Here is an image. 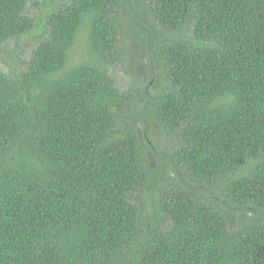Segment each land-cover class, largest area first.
Returning <instances> with one entry per match:
<instances>
[{
  "label": "trees",
  "instance_id": "obj_1",
  "mask_svg": "<svg viewBox=\"0 0 264 264\" xmlns=\"http://www.w3.org/2000/svg\"><path fill=\"white\" fill-rule=\"evenodd\" d=\"M58 1L26 69L0 70V264H264V0H141L166 80L141 125L176 139L146 230L135 194L160 171L110 73L125 0ZM30 2L0 0V49Z\"/></svg>",
  "mask_w": 264,
  "mask_h": 264
},
{
  "label": "rangeland",
  "instance_id": "obj_2",
  "mask_svg": "<svg viewBox=\"0 0 264 264\" xmlns=\"http://www.w3.org/2000/svg\"><path fill=\"white\" fill-rule=\"evenodd\" d=\"M58 3V0H31L27 14L35 19V27L27 36L9 40L0 49V70L9 75V73L14 74L26 69L37 44L49 35L46 20L52 8ZM121 10L122 14L119 20L122 23L123 31L119 35L121 36L119 51L123 61L112 67L110 73L121 91L132 90L134 99L130 110L122 115L123 123H133L138 128L142 145H150V149H146V151L151 157V168H158L160 171V177L157 179L158 184L152 181L144 191L135 194V197L138 198L135 203L140 208L141 226L143 230H146L153 223L162 219V214L159 212L160 201L157 187L161 189L168 182L176 181L170 160L164 153H159V151H169L176 139L174 135L154 123L150 125L151 136L148 139L139 115L142 111H147L145 94L157 93L165 86L163 69L150 62L153 58L151 56H156L155 58L159 56V42L164 35L159 27L147 20L146 9L143 11L144 19H142L141 0H125L121 4ZM139 17L143 24L142 32L138 31L134 24ZM136 24L138 25V23ZM137 34L152 45L153 55L147 53L146 45L136 40ZM82 43L80 42L75 52L77 60L85 58ZM153 147L156 150L151 149Z\"/></svg>",
  "mask_w": 264,
  "mask_h": 264
}]
</instances>
